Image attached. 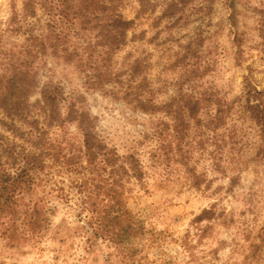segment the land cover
I'll use <instances>...</instances> for the list:
<instances>
[{"label": "rangeland", "instance_id": "obj_1", "mask_svg": "<svg viewBox=\"0 0 264 264\" xmlns=\"http://www.w3.org/2000/svg\"><path fill=\"white\" fill-rule=\"evenodd\" d=\"M26 1L0 0V36L6 49L26 43L28 35L21 23L26 30L35 25L39 32L47 20L39 5L37 16L25 20ZM168 1L152 0L151 9L138 15L139 1L124 0L123 14L135 25L129 34L132 40L113 62L124 68L127 58L142 60L143 75L160 105L175 97L179 100L181 93L202 99L200 115L186 122L183 141L172 136L175 122L170 118L143 114L101 89L87 90L82 85L84 73L75 64L66 65L50 54L35 63L39 83L28 99L34 102L41 87L54 79L66 92L76 89L85 95L79 104L96 118V132L110 145L120 151L136 148L149 175L148 190H134L128 207L161 238L160 244L148 249L151 258L162 257L171 264H264V243L260 246L264 141L262 127L250 117L244 87L250 75L258 90L264 91L260 30L264 0H236L238 27L231 25L228 0H191L179 21L162 17ZM236 30L244 33L241 52L235 43ZM1 132L14 139L12 131L0 124ZM78 133L75 124H68L62 135L69 140ZM180 143L183 151L178 149ZM206 209L213 210L214 218L199 224L209 226L207 236L198 243L193 235L198 247L189 263L181 240L189 232H201L195 220ZM63 218L61 210L53 216L55 223ZM52 248L50 240L37 248H17L0 237V264H64L62 255L54 259L59 253Z\"/></svg>", "mask_w": 264, "mask_h": 264}, {"label": "trees", "instance_id": "obj_2", "mask_svg": "<svg viewBox=\"0 0 264 264\" xmlns=\"http://www.w3.org/2000/svg\"><path fill=\"white\" fill-rule=\"evenodd\" d=\"M138 1V15L153 5L152 0ZM190 1L165 2L162 17L181 20ZM228 2L231 25L238 27L236 0ZM123 3L27 0L24 19L36 17L39 5L47 16L45 24L36 32L35 25L26 30V24L21 23L28 37L20 48H4L0 36V110L4 114L0 124L14 137L11 140L0 133V237L13 247L37 248L50 240L51 250L59 253L54 259L62 255L64 264L172 263L150 257L148 249L160 244L161 238L128 207L134 190H148L149 175L136 148L120 151L110 145L96 132V118L80 106L85 95L76 89L66 92L54 79L41 87L34 102L28 99L39 83L35 63L50 54L66 65L75 64L84 73L82 85L87 90L101 89L143 114L162 113L159 119L170 118L175 122L172 136L183 141L186 122L200 115L202 99L181 93L179 100L175 97L160 105L143 75L142 60L127 58L124 68L115 65L114 57L132 40L129 34L135 25L134 19L123 14ZM260 24L264 48V15ZM88 34L93 36L87 38ZM243 42L244 33L236 30L240 52ZM111 84L115 87L109 89ZM244 87L250 117L262 127L264 141V91L258 90L250 75ZM217 112L223 113V107ZM68 124L79 130L69 140L62 135ZM76 138L79 142L74 143ZM178 149L183 151L181 143ZM58 210L64 211L65 218L55 223L53 216ZM213 213L212 209L204 210L195 220L201 232H189L181 240L189 263L198 247L192 238L197 237L198 243L206 238L209 226L199 224L213 219ZM261 238L260 246L264 227Z\"/></svg>", "mask_w": 264, "mask_h": 264}]
</instances>
